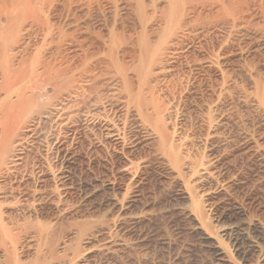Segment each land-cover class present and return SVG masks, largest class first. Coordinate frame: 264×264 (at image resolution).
Returning <instances> with one entry per match:
<instances>
[{
	"label": "bare ground",
	"instance_id": "6f19581e",
	"mask_svg": "<svg viewBox=\"0 0 264 264\" xmlns=\"http://www.w3.org/2000/svg\"><path fill=\"white\" fill-rule=\"evenodd\" d=\"M263 12L264 0H0V264H71L81 251L63 240L62 210L44 222L31 210L49 187L62 202L50 156L66 127L101 130L120 148L130 117L181 177L206 166L176 114L189 82L215 70L202 106L210 127L226 38L252 21L264 26ZM85 229L76 226L81 239ZM20 236L32 249L25 255Z\"/></svg>",
	"mask_w": 264,
	"mask_h": 264
},
{
	"label": "rangeland",
	"instance_id": "374dc122",
	"mask_svg": "<svg viewBox=\"0 0 264 264\" xmlns=\"http://www.w3.org/2000/svg\"><path fill=\"white\" fill-rule=\"evenodd\" d=\"M234 30L223 46V95L213 124L207 127L202 106L215 70L189 82L175 118L207 167L181 177L130 117L121 149L101 130L63 129L65 146L50 156L62 202L49 187L31 210L42 222L62 210L63 240L79 241L81 249L71 264H264V26L252 21ZM124 162L132 167L127 176ZM28 245L20 236L21 255L32 251Z\"/></svg>",
	"mask_w": 264,
	"mask_h": 264
}]
</instances>
